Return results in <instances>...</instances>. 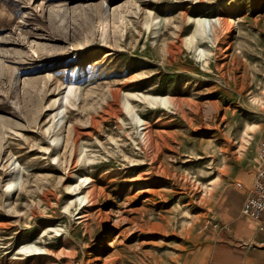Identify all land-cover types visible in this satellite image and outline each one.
<instances>
[{
	"label": "rangeland",
	"instance_id": "rangeland-1",
	"mask_svg": "<svg viewBox=\"0 0 264 264\" xmlns=\"http://www.w3.org/2000/svg\"><path fill=\"white\" fill-rule=\"evenodd\" d=\"M263 140L264 0H0V264H264Z\"/></svg>",
	"mask_w": 264,
	"mask_h": 264
},
{
	"label": "built area",
	"instance_id": "built-area-1",
	"mask_svg": "<svg viewBox=\"0 0 264 264\" xmlns=\"http://www.w3.org/2000/svg\"><path fill=\"white\" fill-rule=\"evenodd\" d=\"M259 155L260 164L251 178L240 214L252 219L255 222V230L264 238V140L260 143Z\"/></svg>",
	"mask_w": 264,
	"mask_h": 264
},
{
	"label": "crops",
	"instance_id": "crops-1",
	"mask_svg": "<svg viewBox=\"0 0 264 264\" xmlns=\"http://www.w3.org/2000/svg\"><path fill=\"white\" fill-rule=\"evenodd\" d=\"M237 195L236 192H226L223 197V202H221L222 206L225 208V210H228L229 208V202L233 201L235 199V196ZM245 197V196H244ZM242 198V201L244 199ZM242 201L237 204V208H235V216L240 215V207L242 204ZM217 219V225H229L230 227V221L234 220L235 217H232L231 213H228L227 211H220ZM227 240V239H226ZM232 248H216V250H210L206 251V254H204V250L200 251V256L194 257L191 259V262L189 264H235L236 261H239V258L233 257L231 254ZM201 253H203L201 255ZM198 254V253H197Z\"/></svg>",
	"mask_w": 264,
	"mask_h": 264
},
{
	"label": "bare ground",
	"instance_id": "bare-ground-1",
	"mask_svg": "<svg viewBox=\"0 0 264 264\" xmlns=\"http://www.w3.org/2000/svg\"><path fill=\"white\" fill-rule=\"evenodd\" d=\"M207 21V20H204V22ZM199 22L201 25H199L200 27L202 26L203 27V23H202V20L199 19ZM220 22V21H218ZM206 23V22H205ZM223 26V25H222ZM201 27V29H202ZM214 28V27H213ZM60 113V108L58 107V110L54 113V116H56L57 114ZM9 176H8V182L9 183H12L10 185V187L12 188L13 186V183L16 182L19 178V172H18V168H17V163L14 162V160H9Z\"/></svg>",
	"mask_w": 264,
	"mask_h": 264
},
{
	"label": "water",
	"instance_id": "water-1",
	"mask_svg": "<svg viewBox=\"0 0 264 264\" xmlns=\"http://www.w3.org/2000/svg\"><path fill=\"white\" fill-rule=\"evenodd\" d=\"M264 247V246H263Z\"/></svg>",
	"mask_w": 264,
	"mask_h": 264
}]
</instances>
